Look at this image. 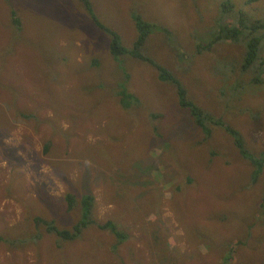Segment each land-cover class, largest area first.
I'll list each match as a JSON object with an SVG mask.
<instances>
[{"label": "rangeland", "instance_id": "1", "mask_svg": "<svg viewBox=\"0 0 264 264\" xmlns=\"http://www.w3.org/2000/svg\"><path fill=\"white\" fill-rule=\"evenodd\" d=\"M94 2L100 21L122 34L128 47L138 36L134 15L160 24L149 39L158 60L183 78L191 98L245 133L249 149L264 148V82L236 91L229 80L214 82L208 74L204 83L196 78L211 55H198L195 41H210L215 36L212 24L225 22L221 8V20L216 19L218 1ZM247 8L264 9V0ZM12 9L30 31L16 44L10 43L12 29L1 28V22L13 21ZM86 12L79 0H0V82L4 79L8 85L10 79L18 86L15 95L0 86V236L11 239L0 241V264H133L132 258L124 260L133 248L146 264H223L227 257L230 264H264V169L253 178L250 161L240 157L241 165L232 163L237 156L233 138L209 120L212 132L206 140L204 131L194 126L190 110L179 104L176 88L161 82L162 72L150 64L128 62L127 84L135 98L125 107L118 95L125 77L115 71L107 48L100 47L101 41L107 43V35ZM164 26L177 35L181 51L197 57L169 61ZM47 35L59 43V51L72 54L78 67H69L56 55L47 57L28 40L38 43ZM93 52L100 54L93 55L102 62L97 68L88 65L93 57L86 55ZM86 71L92 72L88 78ZM223 84L226 93L220 102L218 85ZM157 104L163 111L155 118ZM22 110L38 119L26 118ZM251 114L255 116L249 122ZM47 117L55 127L69 130L67 136L45 122ZM91 120L111 132L94 128ZM126 124L134 127L121 136ZM179 148L212 161L199 164L197 173L187 169L174 178L165 171L173 161L182 163L174 154ZM69 190L79 195L91 190L96 195L95 217L115 219L119 231L130 233L119 252L105 242L114 235L97 225L87 230L83 243L64 248L58 247L57 235L47 229L40 234L36 227L30 228L31 234L24 233L29 241L13 243L20 242L13 226L26 230L29 225L19 224L31 213L22 205L24 200H40L35 208L48 217L55 214L48 207L52 205L59 214L54 217L72 227L61 219L78 221L61 199Z\"/></svg>", "mask_w": 264, "mask_h": 264}, {"label": "trees", "instance_id": "2", "mask_svg": "<svg viewBox=\"0 0 264 264\" xmlns=\"http://www.w3.org/2000/svg\"><path fill=\"white\" fill-rule=\"evenodd\" d=\"M79 1L82 5H84V8L91 15V20H93L99 26L97 28L98 31H101L102 33L107 35V43L101 41L100 47L107 48L109 57L112 58L115 63L114 69L116 68L117 71L125 77V81L118 87V95L122 104H124L125 106H131V103L135 98V95L129 91L127 84L128 79L131 78V71L128 66V62L130 61L132 63H135V61H139L140 63L152 65L156 70L162 72L161 82L170 83L176 88L179 104L186 111L187 109L190 110L189 113L194 120V126H198L204 131L205 136L207 137L206 140L211 138L212 132V129H210L206 123V121L209 120L213 123V125L222 127L233 138V141L237 148V151L235 152L237 156L233 155L232 163L240 162L239 165H241L242 161L240 157H242L253 164V178H257L260 176L264 169V148L260 150H255L254 148L253 150L249 149L246 146L244 135L245 133H243L237 127L223 120L220 116H217L214 112L207 110L206 106L202 102L191 98L188 92L189 88L187 87L183 78L173 69L169 70V66H165L163 60H158V56L154 53L157 51H151V49L153 48L150 45L149 39L158 28H162L160 24L146 20L141 14L134 15V20L138 30V36L133 45L131 47H128L122 39V34L114 30L113 27L100 21V19L96 15V12L94 11H99L94 0ZM216 1L219 2L218 17L216 19L221 20L219 12V9L221 8L225 22L220 25H218V22H214L212 24V27L215 30V36H213L210 41H195L196 51L198 55L208 53L209 55H211V58L208 60V62L204 64V71L198 72L196 78L204 83L206 81V74H208V76L214 82L229 80V83L235 85L236 91L246 87H256V85L262 84L264 82V9H259V11L252 10V12L247 8L251 5L254 7L256 2H258L259 0H244L242 3H238L237 0ZM207 10L208 9L206 8L204 9L205 12ZM11 13L13 21H10L8 25H6L7 21L1 22V28L5 26L12 29V34H10V43L16 44L19 41L23 40L25 34H29L30 31H27L26 24L25 22L23 23L17 11L12 9ZM163 28L169 36V47L167 46V48L169 49L168 51L171 54L169 55V61H173V64H175L186 56H191L193 58L197 57L196 53L181 51V43L178 42L177 35L166 26H164ZM22 34H24L23 37L21 36ZM33 39L34 38L30 37L28 40L31 41L33 46L40 47L44 52L43 54H45L47 57L56 55L59 59H62L69 67H74L75 65H77L76 67H78L77 62L72 59V54L69 52H65L64 49H62V51H59V43L55 41H49L48 35L45 37V40L39 39L38 43ZM98 40L99 39H96L95 42L99 43ZM171 46L177 47L174 49L170 48ZM44 48L48 49V51H44ZM93 55L100 54L96 52L87 54L86 57H93L92 60L88 62V65L97 68L101 66L102 62L98 57H94ZM169 61L167 63H169ZM191 62L192 64L194 63L193 59H191ZM100 72L96 74L97 80L99 79L98 75L100 74ZM20 74L23 78V74ZM84 74H87L88 78L92 75V72L86 71L84 72ZM210 74L214 76L215 80ZM2 81L5 82V80L2 79L0 82V86L3 88H8L11 93L15 95L13 89L17 88L18 86L15 85L10 79L6 81L7 83H9L8 85L5 83L3 84ZM223 86L224 84L218 85L219 91L222 94V98L219 99L220 102H224L225 99L226 89ZM71 96L74 97V92H72ZM159 111L163 110L158 106L157 110H155L154 112V114L157 113V116H154L155 118L162 114V112ZM21 113L28 119H38L37 116L30 112L22 110ZM254 116V114L248 116L249 122L253 121L252 117L254 118ZM45 122L51 123L55 127V124L50 117L45 118ZM61 129L63 128L58 126L54 128L57 133L61 134L60 136H67L69 130H66V132ZM194 153L195 152L193 151H186V149H183L182 152L181 148H179L178 151L176 150L174 152V154H176V159L178 161H182V163L177 165L172 159L173 162L171 166L165 164V174L172 175V177L176 178L179 176V174H183L187 169L193 171L194 173H197L199 164L203 165L204 163H207V161L211 163V159H206L200 155L195 156ZM7 191L9 195H13L11 189L8 188ZM48 197L49 196H44L43 199L45 200ZM52 197L53 200H60L57 196ZM64 200L66 202L67 210H70L71 216H73L72 212L74 211V209L77 206L80 207V217L78 221L76 220L75 222H68L65 219L61 218L65 223L67 222L71 224L72 227H65L60 220L54 217V215H57L58 213L54 211L52 205H49L48 207L55 214H53L51 217H48V215L50 214L45 213L40 209L37 210L35 208L36 204L41 205L39 203L40 200L33 198L22 201V205L24 206V208H26V210L31 213L28 214L26 219H24V221L20 222L19 224L29 223V225L27 226L26 230L20 228L22 231L15 229L13 226L14 232L20 239V242L13 243L24 244L25 241H29L30 238L25 236L24 233H30V228L36 227L38 228L37 232L40 234L43 229H47L49 233L57 235L58 240L60 238V241H58V247L64 248L68 245L76 244L77 241L83 243V240L87 238V230L90 229L91 226L97 225L99 228L106 229L114 235V237L112 236V240H107L105 242L106 244H108V247L112 246L116 252H119L121 250L120 245L122 244L123 240L131 236L130 233L124 234L122 231L118 230L117 221L115 219L100 220L95 217L96 195H94L93 193L87 192L86 194L79 197L76 192L70 191L67 192V194L64 196ZM158 223L159 221L154 225H157ZM35 237H38V235H35ZM10 240V238L0 236V241L9 243ZM167 243V241L164 242V244ZM150 245L151 244H149V247ZM186 251L189 250L187 249ZM127 252L128 256L124 258V260L132 258L133 264H136L138 261L141 264H146L142 260H140V257L137 254L135 248L129 249V251ZM37 264H39V262ZM188 264H191V262ZM223 264H230V259L227 257V259L223 261Z\"/></svg>", "mask_w": 264, "mask_h": 264}, {"label": "clouds", "instance_id": "3", "mask_svg": "<svg viewBox=\"0 0 264 264\" xmlns=\"http://www.w3.org/2000/svg\"><path fill=\"white\" fill-rule=\"evenodd\" d=\"M152 101H153V97L148 101V103H147V106H150L151 104H152ZM124 105V104H123ZM125 106V105H124ZM125 107H127V106H125ZM89 119V118H88ZM104 126H101V125H99V127L97 128V129H101V130H106L107 131V129L106 128H103ZM132 127H134V126H132V125H129V124H126L125 126H124V128H126V129H131ZM108 132V131H107ZM17 158V160L19 161V160H23L21 157H16ZM71 190H69L68 192H70ZM88 192H91V193H93L91 190H89ZM77 193V192H76ZM87 192H84V193H82L81 195H79L78 193H77V195L79 196V197H81L82 195H84V194H86ZM67 194V193H66ZM65 194V195H66ZM94 194V193H93ZM95 195V194H94ZM62 200L64 199V196L61 198ZM72 215H78V219H79V217H80V207L79 206H77L75 209H74V211L72 212ZM94 226V225H93ZM92 227V226H91Z\"/></svg>", "mask_w": 264, "mask_h": 264}, {"label": "water", "instance_id": "4", "mask_svg": "<svg viewBox=\"0 0 264 264\" xmlns=\"http://www.w3.org/2000/svg\"><path fill=\"white\" fill-rule=\"evenodd\" d=\"M91 121H92V124H93V122L96 123L94 128H98L99 127V124L96 122V120H91ZM107 131L108 132H111L110 129H107ZM125 131H126V128H123L122 132L121 133H118V134H120L122 136Z\"/></svg>", "mask_w": 264, "mask_h": 264}, {"label": "bare ground", "instance_id": "5", "mask_svg": "<svg viewBox=\"0 0 264 264\" xmlns=\"http://www.w3.org/2000/svg\"><path fill=\"white\" fill-rule=\"evenodd\" d=\"M96 11V10H95Z\"/></svg>", "mask_w": 264, "mask_h": 264}]
</instances>
